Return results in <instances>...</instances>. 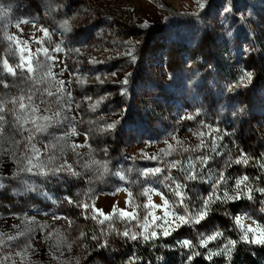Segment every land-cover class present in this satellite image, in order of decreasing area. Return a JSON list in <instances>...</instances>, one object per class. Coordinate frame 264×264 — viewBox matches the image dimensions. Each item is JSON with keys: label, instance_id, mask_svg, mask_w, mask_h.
Segmentation results:
<instances>
[{"label": "rangeland", "instance_id": "1", "mask_svg": "<svg viewBox=\"0 0 264 264\" xmlns=\"http://www.w3.org/2000/svg\"><path fill=\"white\" fill-rule=\"evenodd\" d=\"M0 105V264H264V0H0Z\"/></svg>", "mask_w": 264, "mask_h": 264}, {"label": "snow or ice", "instance_id": "2", "mask_svg": "<svg viewBox=\"0 0 264 264\" xmlns=\"http://www.w3.org/2000/svg\"><path fill=\"white\" fill-rule=\"evenodd\" d=\"M65 24H67V22H65ZM44 32H45V35L47 36L48 35L47 30H44ZM38 51H41V50L38 49ZM42 51H44L45 54L47 53V50L46 49H43ZM21 52L23 53V49H21ZM25 59L26 58L23 55H21V65H20V67L21 68H25L26 71H27V73L31 74L33 72L32 64L31 63L25 64L24 63ZM92 62H95V61H92ZM3 68H4V70H6L7 72H9V73H11L13 75L16 74L15 70L11 66H9V64L7 63L6 60L3 62ZM45 75L51 76V71L48 70L45 73ZM245 75H246L247 79L250 82L251 81V73H246ZM36 82H40V81H36ZM59 83L61 85H63V81H60ZM4 86L6 87L7 85H4ZM58 91H62V88L61 89H58ZM48 95L51 96L52 95V92L51 91H48ZM23 100H24V97L21 96L20 97V103H19V108H20L21 111H23L25 109V104L23 103ZM28 100H29V103H30V106H31V100H32V96L31 95L28 96ZM38 111H39L38 108L31 107V112L32 113H36ZM3 112H4V107L2 105H0V113H3ZM58 115H59V113H55L54 114V117L55 116H58ZM54 117H51L50 118L48 116H41V117H35V118H33L32 123L35 125V131H38V132L44 131L49 126L48 124H36V119H39V120H42V121H51V119H54ZM189 118H191V117H189ZM4 120H5V117L3 115H0V122H2ZM16 122H17L18 127L20 129H23L24 131H28L30 133L29 140L31 141V139H32L31 130L30 129L23 128V125L28 123V118L26 116L22 117L20 115H17ZM109 127H113V125H110ZM3 128H4V124L3 123H0V132L3 131ZM74 133H75V129L73 128V134ZM32 147H33V150H34V157L36 159H38L39 158V151L35 149V145H33ZM74 147H79V145H75ZM153 159H155V158H153ZM202 159L206 163L207 157H204ZM31 162H32V158H29V163H31ZM244 162H246V160ZM172 166L175 167V163H173ZM33 167H37L38 169H41L42 168V165L36 164V165H33ZM102 167H104L105 171H107V166L106 165H102ZM23 170L24 171H31L32 169L31 168H26V169H23ZM59 170H63V168H61ZM68 170L71 171V166H68ZM159 172H161V169L160 168L149 169V170H147L145 172V175H148V174H156V173H159ZM44 174H46V173H44ZM77 174L78 173H76V172H72V175H77ZM116 175H119V173H116ZM191 178H194V177L189 176V179H191ZM121 179H123V177H121ZM246 179H247V177H243L241 180H238L236 182L237 188H239L240 184H242L244 182V180H246ZM223 180H224V177L221 174L219 181L217 182V184L213 188V195L208 196L204 200V206L195 215H180V216L177 217V219L181 223H183V224H199L200 221L203 220V219H205V217L207 216V212L209 210L208 205H209V202L213 200V196H215L216 199H222L225 202L227 200H231V199H239L240 198L239 194H237V196L233 197V196H229L228 193H227V191H225L223 193V196L222 197L215 195L216 194V191L218 189V186H219V182H222ZM0 186H2V185H0ZM180 187H181L180 185H177V189H179ZM262 191H264V190H262ZM249 192H251V189H249ZM176 195L182 197V193L180 191H177L176 192ZM248 199H252L251 195H248ZM69 202H71V201H69ZM150 202H151V200H150V197H149V203ZM181 202H182V200H181ZM167 203H168L167 200H165L164 201V204L167 205ZM84 207L87 208L88 206L87 205H84ZM262 210H264V209H262ZM113 211H114V213H117L120 216H124V217H129L130 216L129 213L123 212V211H121L119 209H115L114 208ZM185 212H187V209H185ZM165 214L167 215V213H165ZM110 218L111 217L105 216V219H110ZM242 219H243L242 217H236L235 218V223L238 226H241L243 228ZM101 223H103V221H101ZM146 225H147V220H145V226ZM176 226L179 227L180 224H177ZM254 231H256V230H254L251 227L247 228L244 231V236L242 238L245 241H247L248 240V233L249 232H254ZM259 231L261 232V238L256 239L253 242H256V243H264V229H261ZM164 234L165 235H168L169 233L167 231H165ZM122 235H124L125 237H128V238H130L132 240H136L137 239V236L135 234H132L131 236H129V233L127 231L123 232ZM150 235L152 237H155L156 236V233L153 231ZM219 235H222V233L217 232V233L213 234L212 236L206 237V238H204V239L201 240V244L202 245H206L207 242H208V240H214ZM8 239L9 240H12V239H15V237H8ZM143 239L144 240H148L149 239V236L146 235V236L143 237ZM0 243H3V241L0 240ZM182 244L185 245V246L193 247L189 241H183ZM229 244H234V242L229 241ZM229 251H230V249H229ZM196 254H198V253H196ZM215 254H217V253H210L209 256H208V258L211 259V256L212 255H215Z\"/></svg>", "mask_w": 264, "mask_h": 264}, {"label": "trees", "instance_id": "3", "mask_svg": "<svg viewBox=\"0 0 264 264\" xmlns=\"http://www.w3.org/2000/svg\"><path fill=\"white\" fill-rule=\"evenodd\" d=\"M135 252V251H134ZM248 251H243V255H240V261H246L247 259H249V260H251V256H250V254L249 253H247ZM259 252V253H258ZM147 254V251L145 252V254L142 252V250L141 249H139V251H137V253H136V256H138V258H139V261L140 262H146V260H147V258H146V255ZM257 255H258V257H256L257 259H260L261 257L262 258H264V249H260V251H257ZM245 257H247L246 259H245ZM168 259H170V258H167V260ZM256 260V259H255ZM253 262V260H251V263ZM140 264H142V263H140Z\"/></svg>", "mask_w": 264, "mask_h": 264}]
</instances>
